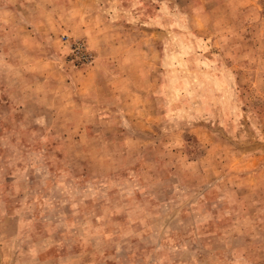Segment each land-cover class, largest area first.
<instances>
[{
    "label": "rangeland",
    "instance_id": "rangeland-1",
    "mask_svg": "<svg viewBox=\"0 0 264 264\" xmlns=\"http://www.w3.org/2000/svg\"><path fill=\"white\" fill-rule=\"evenodd\" d=\"M0 264H264V0H0Z\"/></svg>",
    "mask_w": 264,
    "mask_h": 264
},
{
    "label": "built area",
    "instance_id": "built-area-1",
    "mask_svg": "<svg viewBox=\"0 0 264 264\" xmlns=\"http://www.w3.org/2000/svg\"><path fill=\"white\" fill-rule=\"evenodd\" d=\"M73 47V51L75 53H77L78 55H81V58H83L84 60L88 61L91 58V54L88 50H86L85 46L83 43H79V42H74L72 44Z\"/></svg>",
    "mask_w": 264,
    "mask_h": 264
}]
</instances>
